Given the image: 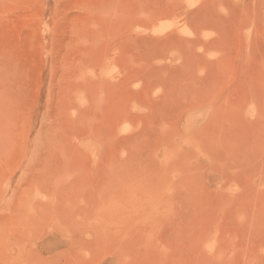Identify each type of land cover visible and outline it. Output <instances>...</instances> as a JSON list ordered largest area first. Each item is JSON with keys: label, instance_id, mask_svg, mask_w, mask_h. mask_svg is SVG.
Instances as JSON below:
<instances>
[{"label": "rangeland", "instance_id": "1", "mask_svg": "<svg viewBox=\"0 0 264 264\" xmlns=\"http://www.w3.org/2000/svg\"><path fill=\"white\" fill-rule=\"evenodd\" d=\"M0 264H264V0H0Z\"/></svg>", "mask_w": 264, "mask_h": 264}, {"label": "bare ground", "instance_id": "2", "mask_svg": "<svg viewBox=\"0 0 264 264\" xmlns=\"http://www.w3.org/2000/svg\"><path fill=\"white\" fill-rule=\"evenodd\" d=\"M111 208V207H110ZM120 215V214H119ZM121 218V217H120ZM118 219V218H117ZM114 221V220H113ZM118 221V220H117Z\"/></svg>", "mask_w": 264, "mask_h": 264}]
</instances>
